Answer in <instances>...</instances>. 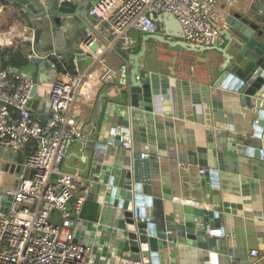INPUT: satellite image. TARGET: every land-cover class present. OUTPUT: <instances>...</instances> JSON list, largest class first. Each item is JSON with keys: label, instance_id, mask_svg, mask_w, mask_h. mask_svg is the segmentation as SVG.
Masks as SVG:
<instances>
[{"label": "crops", "instance_id": "crops-1", "mask_svg": "<svg viewBox=\"0 0 264 264\" xmlns=\"http://www.w3.org/2000/svg\"><path fill=\"white\" fill-rule=\"evenodd\" d=\"M28 1L38 14L49 13L55 4L54 0ZM85 1L72 0L76 8ZM97 2L89 0L86 10ZM218 8L223 21L217 26L224 30H228L224 18L230 11L264 25V0H233L231 6L219 3ZM24 10L22 4L14 1L0 7V33L26 27L31 41L16 40L0 45V49H19L24 56L33 53L41 59L36 64L26 61L20 70L26 73L30 68L31 77L38 73L32 114L44 119L49 111V87L57 70L50 62L52 58L66 59L59 53H68V57L79 53L88 28L76 16L69 15L62 28L53 29L50 35L43 33L35 42L38 20ZM154 16L157 30L153 34L164 35L170 43L153 38L144 42L143 37L152 34L136 28L126 30L123 36L102 37L97 47H104L106 64L116 77L100 83L94 99H77L72 108L82 139L70 143L61 169L78 174L86 190L81 192L84 201L99 207L96 220H89L73 210L80 192L69 201L71 217L76 222V240L93 246L85 264H120L123 258L109 246L113 233L108 227L116 223L118 210L111 204L110 193L124 187L129 170L138 173L135 192L151 198L157 214L169 216L174 207L187 205L221 216L224 253L172 244L169 252L161 254V264H259L250 251L255 249L264 257V138L252 137L256 115L241 102L238 92L225 88L220 80L225 64L221 48L226 47L227 41L222 36L217 45L195 50L179 42L175 32L166 31L160 15ZM48 18L54 17L45 20ZM84 20L89 26L86 11ZM125 36L131 41L127 46ZM143 43L146 50L138 61L150 77L149 111L141 105L130 106L122 85L123 58L128 59L131 69L130 57L141 51ZM123 133L129 135L131 147L110 143L114 135ZM238 144L259 149L260 157L239 153ZM97 146L102 147L98 158L94 150ZM141 152L149 157L140 159ZM68 160L71 165L65 169L63 165ZM201 169L203 173L216 171L223 175L218 180L220 205L213 204L211 187L201 183ZM159 217L155 225L161 230Z\"/></svg>", "mask_w": 264, "mask_h": 264}, {"label": "built area", "instance_id": "built-area-1", "mask_svg": "<svg viewBox=\"0 0 264 264\" xmlns=\"http://www.w3.org/2000/svg\"><path fill=\"white\" fill-rule=\"evenodd\" d=\"M54 1L60 4L72 0ZM219 3L231 6L233 0H98L86 10L89 30L79 52L89 53L93 62L78 72L73 60L74 74L65 67L56 70L44 119L34 116L28 104L29 100L33 102L36 91L32 77L0 62V147L17 153L30 147L20 162L23 172L16 187L5 193L0 188V264H85L93 252L92 244L76 240V222L68 208L71 198L80 192L73 207L79 215L85 200L83 180L78 174L62 170L61 164L70 143L82 139L72 111L76 100L94 99L99 84L116 77V72L106 64L104 47H97L101 38L123 36L130 28L153 34L157 30L154 15L170 13L179 22L186 43L215 46L223 40L217 28L223 21ZM27 29L11 28L0 33V45L16 40L30 42ZM123 40L124 46L131 42L126 36ZM33 57V53L26 55L27 60ZM50 64L55 66L52 61ZM123 134L118 141L131 147L129 135ZM101 149L95 147L96 158ZM260 155L262 158V150ZM148 157L146 152L139 154L140 159ZM9 167L8 162L0 160V175ZM15 167H11L12 171ZM203 172L201 169L200 173ZM54 211L59 213V224L52 222ZM250 255L264 264L259 251L253 249ZM119 262L142 264L129 258H120Z\"/></svg>", "mask_w": 264, "mask_h": 264}, {"label": "water", "instance_id": "water-1", "mask_svg": "<svg viewBox=\"0 0 264 264\" xmlns=\"http://www.w3.org/2000/svg\"><path fill=\"white\" fill-rule=\"evenodd\" d=\"M13 1L22 4L25 8L24 11L29 12L32 18L38 20L36 21L37 28L34 29L35 42L43 33L50 35L53 29L62 28L69 15L76 16L89 30V26L84 20L86 5L89 0L77 8L72 1L55 3L53 10L46 14H38L33 4L29 3L28 0H0V7L7 6ZM49 16L54 18L45 20V17ZM160 20L164 23L166 31L175 32V36L183 45L191 46L195 50L207 49L186 43L180 24L172 14L163 13ZM224 24L228 30L217 26L220 34L227 41L226 47L221 48L225 64L220 80L225 88L238 92L241 102L251 108L256 115L257 122L253 123L252 137L264 138V25L262 24L263 27H261L254 23L251 18L234 11H230L224 18ZM148 38L170 43L164 35H146L143 37V41L145 42ZM144 44L139 53L130 57L131 69L128 67V59L123 58L125 68L122 85L125 86L127 101L130 106L141 105L149 111L152 108L150 77L146 75L148 72L143 70L144 64L138 61L139 56L144 55L146 50ZM59 54L66 59L69 56L68 53ZM73 60L78 72H82L93 62L89 53H75ZM30 61L36 64L41 59L33 57ZM37 74L32 75L34 83L37 82ZM28 104L34 111L36 101L31 102L29 100ZM113 137L115 138L113 145L120 146L119 135ZM236 149L245 156L260 157L259 149L255 147L238 144ZM200 177L203 185L211 187L210 193L214 196L213 204L220 205L218 180L223 175L219 176V173L217 175L216 171H212V173L207 171L201 173ZM138 183V173L129 170L125 175L124 187L116 188L110 193L111 204L118 209L115 214L116 223L108 227V230L113 233L112 244L109 245L112 250L119 251L123 258L141 261L142 264H161V254L169 252V247L172 244L175 247L186 245L190 248L224 253L226 249L220 215L215 216L209 211L187 205L174 207L169 216H166L162 211V214H157L154 201L135 192L134 185L136 186ZM157 217L161 218V230H158L155 225ZM220 236L221 238H218Z\"/></svg>", "mask_w": 264, "mask_h": 264}, {"label": "trees", "instance_id": "trees-1", "mask_svg": "<svg viewBox=\"0 0 264 264\" xmlns=\"http://www.w3.org/2000/svg\"><path fill=\"white\" fill-rule=\"evenodd\" d=\"M26 56L19 50V49H0V62L2 65H10L12 67H15L20 70L24 64H26ZM52 62L55 63V66L57 70H62L64 67L69 71L70 73L74 74V64H73V57H68L67 59L58 61L55 58H52ZM30 151V147H25V149L22 152V155L25 157ZM99 207L94 202L84 201L81 210H80V216L84 219L89 220H96L97 214H98Z\"/></svg>", "mask_w": 264, "mask_h": 264}, {"label": "rangeland", "instance_id": "rangeland-1", "mask_svg": "<svg viewBox=\"0 0 264 264\" xmlns=\"http://www.w3.org/2000/svg\"><path fill=\"white\" fill-rule=\"evenodd\" d=\"M95 1V0H94ZM67 21V20H66ZM42 54V51H39ZM31 72L30 68L26 69V73L29 74ZM25 157L22 155V152L17 153L12 149L4 151L0 147V160L6 161L10 164L9 169L4 170L0 175V188L5 193L9 189H14L16 187V182L19 178V175L23 172V169L21 167V161H23ZM16 165L15 169L12 171L11 167L13 165ZM71 165V160H68V163H66L63 166L69 167ZM68 208L70 210L71 205L68 204ZM71 211V210H70ZM53 220L52 222L54 224H59V213L58 211H54L53 213Z\"/></svg>", "mask_w": 264, "mask_h": 264}]
</instances>
